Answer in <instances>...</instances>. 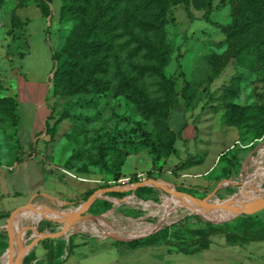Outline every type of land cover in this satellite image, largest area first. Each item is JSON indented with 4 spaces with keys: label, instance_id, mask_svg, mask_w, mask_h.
Segmentation results:
<instances>
[{
    "label": "rangeland",
    "instance_id": "rangeland-1",
    "mask_svg": "<svg viewBox=\"0 0 264 264\" xmlns=\"http://www.w3.org/2000/svg\"><path fill=\"white\" fill-rule=\"evenodd\" d=\"M48 1L0 0V164H11L25 147L26 156L40 154L55 167L79 176H96L108 187L135 185L143 181L146 184L135 189H123L126 194L122 196H111L106 192L96 200L98 203L110 201V208L100 210L91 204L85 210L81 218L97 225L98 234L72 231L80 225L73 219H67L69 215L64 210L47 209L45 212L51 217L61 216L54 211L67 216L64 220H52L41 215L37 222L25 228L26 239L19 251L32 245L34 230L37 239L26 255L38 259L37 263L44 259L43 244L49 239L68 249V239L72 237L89 240L109 238L104 229L114 232L124 228L119 233L134 236L148 231V224L139 222L155 225L160 214L174 209L168 206L169 203L191 202L174 195L173 190L194 196L199 201L208 197L222 200L231 198L233 195L228 196L247 186L252 166L262 159L257 155L255 161L252 155L259 147L256 145L264 143V64L251 66L236 62V58L264 37V22H259L243 36L220 46L216 43L224 39L219 27L230 24L235 17L246 15L254 8L256 0H170L171 18L165 22L164 31L172 53L165 74L177 92V103L169 112L172 134L166 139H158L151 123L138 115L123 96H111L108 92L71 97L54 95L51 81L54 60L52 57L45 60L39 54L34 63L35 76L46 81V114L35 129L28 128L21 121L17 85L31 75L26 73L29 64L24 60L28 52L27 35L24 31L15 33L16 36L10 34L11 12L15 9L29 10L34 25L37 21L33 11H37V4L42 3L47 19L53 11L58 12L63 41L73 22L59 18L60 0ZM5 97L16 101L17 109ZM233 111L239 119L238 124L229 121ZM33 143L36 147L40 145V150L34 148ZM235 154L241 166L231 170L230 161ZM121 157L124 161L119 166ZM131 165L135 166L134 169ZM185 186L200 189L188 193L183 189ZM40 196L45 195L36 194L25 201L38 205L50 198L53 206L59 201L62 207L74 208L84 202L70 204L66 199ZM132 198L141 203L129 202ZM257 198L264 199V183L252 196L243 200V206L236 211L229 212L232 205L211 210L212 215L204 217L217 221L231 218L224 222L229 224L241 215L262 217L264 202L254 203ZM249 199L250 203L245 206ZM111 211L117 219L132 220L126 224L104 222L103 227L99 225ZM29 213L21 211V227ZM92 216H96L97 221ZM205 222L200 215L185 210L170 222L165 219L160 229L181 225L185 232L180 235L189 237L192 231L206 229L208 225ZM18 230L13 231L12 237ZM5 233L8 237V227ZM67 254L64 251L61 260Z\"/></svg>",
    "mask_w": 264,
    "mask_h": 264
},
{
    "label": "trees",
    "instance_id": "trees-1",
    "mask_svg": "<svg viewBox=\"0 0 264 264\" xmlns=\"http://www.w3.org/2000/svg\"><path fill=\"white\" fill-rule=\"evenodd\" d=\"M60 1L59 18L70 19L73 25L51 55L54 60L51 78L53 94L71 97L108 92L111 96H123L138 115L151 123L158 139L170 137L169 112L177 103V92L165 74L172 53L164 31L165 22L171 18L170 0ZM37 5L45 15L43 4ZM10 22L12 36L17 32H26L27 21L17 16L16 9L11 12ZM259 22H264V0H256L254 8L246 15L235 17L230 24L220 26L224 39L216 44L220 46L223 42L247 34ZM236 62L251 66L264 64V37L242 51ZM11 99L5 97L17 109V102ZM232 107L237 108L236 105ZM238 120L233 111L229 121L238 124ZM123 161L122 157L119 158V166ZM239 166L241 161L235 154L230 161V169ZM108 186L102 183L99 188ZM183 189L193 193L200 188L185 186ZM96 190L79 193L66 200L70 204L85 201ZM108 194L122 196L126 192L115 190ZM110 206L111 202L106 200L92 203V207H99L100 210ZM146 224L148 231L153 230L154 224ZM205 224L208 225L206 229L192 231L189 237L180 235L185 232L184 228L175 225L131 241L115 242L131 246L163 242L183 252H190L205 246L210 237L217 233H224L230 241L238 243L264 240V216L241 215L232 224L212 225L207 221ZM80 227H74L73 231H83ZM71 240L68 239L67 253L72 248ZM43 245L45 259L32 264H59L65 246L61 247L50 239ZM33 259L35 257L26 255L22 264H31Z\"/></svg>",
    "mask_w": 264,
    "mask_h": 264
},
{
    "label": "crops",
    "instance_id": "crops-1",
    "mask_svg": "<svg viewBox=\"0 0 264 264\" xmlns=\"http://www.w3.org/2000/svg\"><path fill=\"white\" fill-rule=\"evenodd\" d=\"M16 14L22 21H27L25 28L28 52L24 60L29 64L26 73L31 75L17 85L18 113L28 128L35 129L41 125L46 114V81L35 76L34 63L38 54L49 61L52 52L61 44L58 12L53 11L47 19L41 8L37 7V11H33L37 21L34 25L29 10L17 9ZM35 144L32 146L40 150V145L36 147ZM262 145L252 155L255 161L257 155L264 161V143ZM25 150L24 147L11 164H0V257L6 252L8 245L5 233L8 218L13 210L25 205L26 199L36 194L69 199L79 193L99 189L102 184L96 176H79L62 167L48 169L41 162L39 154L26 156ZM125 165L126 163L123 168ZM131 167L134 169L135 166ZM261 169L259 172L264 171V167ZM253 202L261 204L264 199L257 198ZM21 215L17 214L15 217L14 231L21 227ZM122 229L124 228L114 232L128 236L119 233ZM71 245L70 252L59 264H264V240L238 243L230 241L224 233L212 235L205 246L190 252H183L163 242L131 246L117 243L111 238L89 240L79 236L72 237Z\"/></svg>",
    "mask_w": 264,
    "mask_h": 264
},
{
    "label": "bare ground",
    "instance_id": "bare-ground-1",
    "mask_svg": "<svg viewBox=\"0 0 264 264\" xmlns=\"http://www.w3.org/2000/svg\"><path fill=\"white\" fill-rule=\"evenodd\" d=\"M262 167H264V161H263V159H260L252 166V170H251V173L249 175V179L246 181L247 186L244 185V187H242L238 192L233 193V194L228 196V197H230L233 195L231 198L226 197L228 199H222V200L217 199V200H215V199L208 197V198H205L203 201H198V202H193V201L190 202L189 201V202H182L180 204L171 202V203H169L168 206L174 207V209L168 210V212L165 214L173 215V217L166 216L164 214H160L159 218L166 219L168 222H170V221L178 218L180 216V214H182L185 210L192 211V212H198L203 216H211L212 215L211 210L219 209V208H223V207H228V206H232V205H234V206L230 209L229 212L236 211L241 206H243L242 201L249 198L250 196H252L256 191H258V189L264 183V172L263 173L258 172ZM242 191H244V192H242ZM40 197L48 198L46 196H40ZM48 199L49 200L43 201L41 204L38 205V206H40V207H38L39 210L24 209L30 213L28 214V216H26L27 219H26L24 225L21 227L20 231L19 230L16 231L12 237V240L18 237L16 240H14L12 242V249L10 251L8 250L5 254L2 255V258H1L2 264H10L12 259L20 252L18 249L21 248L20 245H23L24 240L26 239L25 228L27 226H29V224L37 222L41 218L42 212H45L47 209L61 208L70 216L75 211L74 207H62L61 206L62 204L59 201H57L55 203L56 206H53L52 200L50 198H48ZM137 201L138 200H136L135 198H132L131 200H129V202H137ZM138 202L141 203L140 201H138ZM211 203H215V204L209 205ZM249 203H250V199L247 200V202L244 205L246 206ZM34 204H36V203L34 202ZM179 206H182L183 208H179ZM54 212L56 214L61 215V216H67L65 213H62L59 211H54ZM18 214H21V212ZM84 220H83V218H80V219H76L74 221L81 226L80 228L83 231H86V232H89L92 234H98L97 225H95L93 222H89L86 220L84 221ZM129 220H132V219H127V218H123L121 220L117 219V217H115V213L113 211H111L108 218H104V219L100 220L101 222H103V224L100 222L99 225H101L103 227L104 222L114 223V225L126 224ZM133 222L136 223V221H134V220H133ZM139 223H147V222H139ZM154 227H155V225H154ZM114 228H118V227L114 226ZM151 231L152 230L144 232V233H140V234H137L134 236L144 235V234L150 233ZM33 234H34V237L32 240L33 241L32 245L28 249H25V252L31 250L34 246V243L36 241L35 239H37L36 238L37 232L34 230ZM134 236H132V237H134Z\"/></svg>",
    "mask_w": 264,
    "mask_h": 264
},
{
    "label": "water",
    "instance_id": "water-1",
    "mask_svg": "<svg viewBox=\"0 0 264 264\" xmlns=\"http://www.w3.org/2000/svg\"><path fill=\"white\" fill-rule=\"evenodd\" d=\"M261 144H262V142L258 143L256 145V147L260 146ZM251 152H253V150ZM151 182L154 183L155 181L151 180ZM161 182L166 183L165 181H161ZM144 184H146L145 181L136 183L135 185H125V186L124 185H117V186H112V187L99 188L94 193H92L88 197V199H86L83 203H80L78 205V207L75 208V211L70 216L67 217V219L76 220V219H80L81 217H83L85 210L97 198H99L101 195H103L106 192L115 191V190H123V189H127V188H132V187L135 189L136 186H141V185H144ZM173 193H174V195H176L178 197H184V198H187V199H189V200H191L193 202H198L200 200V199H198V198H196L194 196H191L189 194H186V193H181V192H177V191H174V190H173ZM38 207H40V206H38L36 204H33V203H27V204H25L23 206H20V207H18L15 210L12 211V213L10 214V216L8 218V222H7V227H8V247H7L6 251L7 250L10 251L12 249V234H13L14 227H15L14 220H15L16 215L18 213H20L21 211H23L24 209L39 210ZM194 213L200 215L205 221L213 223V224H222V223L227 222L228 220L231 219V218H228V219L217 221V220H212V219L206 218V217L202 216L198 212H194ZM42 216H45L46 218L52 219V220H64L65 219L64 216L51 217V216L47 215L46 212H42ZM92 218L95 221H97V217L96 216H92ZM164 221H165V219H159L157 221V223L155 224L154 229L150 233H147V234H144V235H139V236H134V237H120L118 234H116V233H114L112 231L106 230V229H104V232H105L106 236H108L109 238H111V239H113L115 241H131L133 239L140 238V237H143V236H147V235H149L151 233H154V232L158 231L163 226ZM26 254L27 253L25 252V249H22L14 257V259L10 262V264H22L23 263V259H24ZM0 264H2V263L0 262Z\"/></svg>",
    "mask_w": 264,
    "mask_h": 264
},
{
    "label": "built area",
    "instance_id": "built-area-1",
    "mask_svg": "<svg viewBox=\"0 0 264 264\" xmlns=\"http://www.w3.org/2000/svg\"><path fill=\"white\" fill-rule=\"evenodd\" d=\"M38 156H39L41 162L43 163V165H44L46 168L51 169V168L54 167L53 163H52L50 160H48V159L42 157L40 154H39ZM64 251L66 252L67 249L64 248V250H63V254H64ZM61 257H62V256H61ZM44 259H45V256H44ZM44 259H43V260H44ZM37 260H38V259L35 258V259H33L32 262L35 263Z\"/></svg>",
    "mask_w": 264,
    "mask_h": 264
}]
</instances>
